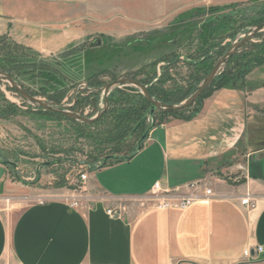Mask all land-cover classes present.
Returning <instances> with one entry per match:
<instances>
[{
  "label": "crops",
  "instance_id": "crops-1",
  "mask_svg": "<svg viewBox=\"0 0 264 264\" xmlns=\"http://www.w3.org/2000/svg\"><path fill=\"white\" fill-rule=\"evenodd\" d=\"M92 5L0 0V37L55 57L118 22L93 14ZM167 5L169 12L150 14L149 22H164ZM257 106H264V83L251 93L215 91L194 119L156 125L133 158L91 172L76 209L72 189L25 196L27 188L0 164V264H264L244 258L249 247L264 246V113ZM196 181L213 195L199 190L189 209L148 202L158 182L185 194ZM246 198L254 209L242 204ZM111 209L121 215L110 216Z\"/></svg>",
  "mask_w": 264,
  "mask_h": 264
},
{
  "label": "rangeland",
  "instance_id": "rangeland-1",
  "mask_svg": "<svg viewBox=\"0 0 264 264\" xmlns=\"http://www.w3.org/2000/svg\"><path fill=\"white\" fill-rule=\"evenodd\" d=\"M169 2H171L169 17L162 23L149 22L150 14H163L164 11L167 13ZM230 5H236V9L224 12H235L232 20L234 24L230 25L228 21L217 23V38L207 39L206 24L215 16L207 10L212 7ZM262 6H264V0H248L230 4H213L212 0H93V14L100 12L118 22L109 26L106 35L93 34L69 48L71 50L83 47L82 51L68 56L66 60L65 71L70 77L62 82L65 92L59 98L60 102L52 100L58 96V92L52 89L56 87V84L52 85L50 82L48 85L45 84L47 77L52 75L51 69L36 66V64L32 67V64L27 63L32 62L33 59L27 57L28 53L20 49L13 50L11 44H9V49L6 48L10 42L5 45L0 44V72L10 75L33 97L52 105L71 108L79 115L88 118H94L104 110L106 86L121 79L147 81V85H144L147 89L153 87L161 91V94L170 93L172 98V101L167 103L152 96L155 100L163 105L177 106L191 97L236 42L242 41L256 26L264 24H256L253 21L258 17L257 12ZM201 10L205 13L200 14ZM223 13H218V15ZM233 29L235 36L231 35ZM206 40L208 44L218 42L220 46L227 47V49L223 55L214 57L213 68L207 75H204L198 71L196 66L189 65V60L193 56L202 54L199 51L200 48L207 49ZM98 42L100 46L92 47L93 43ZM249 43L247 48H241L238 52L257 54L258 51L256 53L255 49H259V51L263 50L261 57H264V48H261L264 45V31ZM63 53L46 59H59ZM171 53L175 54L172 60L176 62L169 68L164 61L156 67L144 68ZM101 68H107L108 73L100 75L103 84L94 87L100 93L97 98H94L87 92L89 85L86 79L94 72L103 70ZM231 68L236 71L238 65L234 63ZM143 69L142 74L133 78V73H139ZM61 77L60 74L59 78ZM244 79L245 85L240 91L251 93L258 90L264 83V61L252 68ZM214 81L191 107L181 111L182 117L193 114L203 97L219 86V84H214ZM127 88L131 87L120 88L123 90V94H120L121 99H118L119 95H116L112 104L109 102V109L112 105L114 110H119L120 107L126 106L125 100L136 102L139 93ZM257 109L264 113V106H257ZM39 110L38 107L25 101L6 80L0 79V162L11 163L8 167L6 166L7 170L13 181L27 188L25 196H33L35 192L41 194L42 192L38 189L44 193L51 192L57 180V174L66 173L70 179V185L74 186L80 174L90 175L88 162L92 161L91 154L97 155L100 160L97 166L108 154L117 156L129 154V148L119 152L120 146H116L115 141L96 139L100 133L111 126L112 123L107 122L109 119L100 126L85 128V132L92 133L91 138H86L81 137L83 136L80 134L81 130L71 122L40 113ZM149 114L150 111L145 116H148L149 120L137 132L135 146L152 125ZM174 114L163 116L161 112H156V125L173 118L181 119L180 115ZM109 121L112 122L111 117ZM1 172L3 171L0 170ZM228 177L233 182L235 181V174H230ZM242 178L243 175L238 180ZM18 207L14 206V208Z\"/></svg>",
  "mask_w": 264,
  "mask_h": 264
},
{
  "label": "trees",
  "instance_id": "trees-1",
  "mask_svg": "<svg viewBox=\"0 0 264 264\" xmlns=\"http://www.w3.org/2000/svg\"><path fill=\"white\" fill-rule=\"evenodd\" d=\"M235 9H236V5H230L227 7H212L209 10H207L208 13L215 15L206 24V26H207V32H206L207 39H210L212 37L217 38L216 37V36H218L216 33V28H217L216 24L217 23H219L221 21H228V24H230V25L234 24V22H232V20L234 19L235 12L226 13L224 11H227V10L234 11ZM259 9H261V10H259V12H257L259 14L258 17L253 20L254 23H256V24L264 23V6H262V8H259ZM202 13H205V11L203 12L201 10L200 14H202ZM218 13H223V14L218 15ZM186 17L188 18V15ZM231 35L235 36L234 29H233ZM216 41H217V39H216ZM7 42H10V43L7 44ZM1 43H3V45L7 44L6 45L7 49H9V44H11L13 46V50L20 49V50L25 51V53H28V54H26L27 57L33 58V59L31 60L32 62H27V63L32 64V67H34L33 64H36V66L51 69L52 75H49L47 77L45 84L46 85H48L50 83L52 85L56 84V87L55 88L52 87V89H54L58 92V94H57L58 96L56 99H52V100H54L55 102L56 101L60 102L59 98L62 97L64 95L63 92H65L64 91L65 87L62 85V82H63V80L69 79V77H70V75H68L65 71L66 60L68 59V56L73 55L79 51H82L83 47L73 48L71 50H67L61 55V57L59 59L54 58L53 60H49V59L43 58L39 53L35 52L33 49L28 48L26 46H23V45L15 42V41H13L9 36H1L0 37V44ZM206 43H207V40H206ZM206 45H208L207 49L206 48H200L199 51L202 53L200 56H193L189 60V65L196 66V68H198V71L202 72L204 75H207L209 73V71L213 68L212 61H213L214 57H216L218 55L219 56L223 55V53L227 49V47L220 46V44L218 42L216 44H208L207 43ZM249 45H250V43H247L246 45H244L242 47V49L247 48ZM98 46H100L99 42L96 43L95 45L92 44V47H98ZM261 48L263 49L264 45ZM255 50H256V53L258 51L257 54H254L251 52H244V53L242 52L243 54H241V52H237L230 59L228 65L224 69L223 73L214 81V84H219V86L217 88H215L213 91H211L209 94L204 96L203 100L210 97L215 91L222 89V88H231V89H237V90L243 89L244 85H245V79H244L245 75L252 68H254L255 66H257L258 64H260L264 61V57H261V53L263 52V50H260V51H259V49H255ZM29 54H31L32 56ZM23 56H25V55H23ZM173 57H175V54H172V53L164 55L159 61H156V62H154V63H152V64H150L144 68L156 67L157 64H159L162 61L166 62L167 67L169 68L170 66H172L176 62V61L172 60ZM26 61H28V60H26ZM234 63L238 65V69L236 71H234V68H231V65H233ZM101 69H103V70H98V71L94 72L92 75H90L86 79L87 80L86 82L89 85L87 92L89 93V95H91V97H94V98H97V95L100 94L99 91L96 90V88H94V87L95 86H101L103 84L100 80V75L104 74V73L105 74L108 73L107 68H101ZM143 71H144V69L141 70L139 73H133L132 74L133 78H136L138 76V74H142ZM60 74L62 75L61 78H59ZM140 82L143 85H147V81L140 80ZM127 89L132 90V91H137L139 93V94H137L138 99L136 98V102H131V101L125 100L126 101L125 105L127 107L122 106L119 108V110H114L112 108V105H111L110 109L108 108L107 112H105L100 119H98L96 122H94L92 124L81 123V122H78V121L73 120L71 118H68L62 114L48 112V111H45L44 109H40L39 111H40V113H44V114L49 115L51 117H60L62 119H65V120L71 122L74 126L78 127L81 130L80 134H83V136H81V135L80 136L86 137V138H91L92 133L88 132V131L85 132L84 131L85 128L100 126L106 120H108V119L110 120V117L112 118V122L109 120L107 121L108 124L112 123L111 126L108 127L106 129V131L100 133V135H98V137L96 139L100 140V141L101 140H107L110 142L115 141L116 146L117 145L120 146L119 152L120 151L122 152L123 149H125V148H129L128 149L129 154H124L123 156H117L116 154H108V155L103 157L102 162H101V164H99V166L96 165L100 161L97 158V155L91 154L90 157L92 158V161L88 162V166L90 167L91 172H93V171H96L100 168L106 167V166L111 165V164L119 163L122 161H127L138 152V147H139L138 144H139V141L141 138L138 140V144H136V146L134 145V141L136 140V136L138 134L137 132L146 123L143 124L136 132L134 131V129L137 126V124L147 115V113L150 111L152 105L144 97V95H142L140 93V91L138 89L133 88V87L127 88ZM43 91H46V89H43ZM148 91L151 94V96L155 97L158 100H162V101L167 102V103L172 101L170 93L164 92L161 94V91H159L158 89L155 90L153 87L152 88L148 87ZM120 94H123V90H121L120 88H117L114 91H112L111 94L109 95L110 104H112V101L116 97V95H119V96H117V98L121 99ZM88 97H90V96H88ZM203 100H201V103L198 104L199 106L194 110L193 114H190V116L182 117L181 112L175 113L174 115H180L179 118H181L182 120H185V121H189V120L194 119L201 112ZM167 114L169 115L170 113H162L163 116L167 115ZM160 124L161 123H158L157 125H160ZM133 125H135V126H133ZM133 147H135L134 150H133ZM9 165H11V164H9ZM9 165H7V167ZM73 165H75L74 161H73ZM56 176H57V180L53 184V186H52L53 188L75 189L74 186L70 185V181H69L70 179L68 178L66 173L65 174H57ZM226 180L229 183H235L229 177H226ZM241 182H243V181L241 180Z\"/></svg>",
  "mask_w": 264,
  "mask_h": 264
},
{
  "label": "water",
  "instance_id": "water-1",
  "mask_svg": "<svg viewBox=\"0 0 264 264\" xmlns=\"http://www.w3.org/2000/svg\"><path fill=\"white\" fill-rule=\"evenodd\" d=\"M264 31V24H260L253 28L250 33L240 42H236L230 50L226 53L224 57H222L217 65L214 67V69L211 71V73L205 78V80L202 82V84L198 87V89L191 95V97L184 103L177 105V106H169V105H163L157 100H155L151 94L149 93L148 89L139 81L134 79H121L114 81L110 84H108L105 88V107L104 110L101 111L96 117L94 118H88L79 115L77 112L73 111L71 108L63 107V106H57L52 105L50 103H46L42 100H39L32 95H30L26 90L23 89V87L17 83L10 75L5 74L3 72H0V79L6 80L14 90H16L21 97L27 101L29 104L38 107L39 109H44L45 111L62 114L68 118H71L73 120H76L81 123L86 124H92L96 122L98 119H100L105 112H107L109 108V95L112 91H114L117 88L130 86L138 89L144 97L151 103V109H150V118L152 119V125L145 131L143 136L141 137L139 141V147L138 151H140L143 147V144H145L150 132L153 130V128L156 126V112L161 113H179L181 111H184L191 107L201 96L202 94L207 90V88L212 84L214 79L225 69L227 64L229 63L230 59L238 52L239 49H241L244 45L252 41L259 33ZM95 45V43H93ZM149 120V117H145L142 121H140L137 126L135 127L134 131L136 132L143 124H145ZM133 158V157H131ZM130 158V159H131ZM1 165L7 166L11 164L10 162H0Z\"/></svg>",
  "mask_w": 264,
  "mask_h": 264
},
{
  "label": "built area",
  "instance_id": "built-area-1",
  "mask_svg": "<svg viewBox=\"0 0 264 264\" xmlns=\"http://www.w3.org/2000/svg\"><path fill=\"white\" fill-rule=\"evenodd\" d=\"M89 175L82 173L79 175L75 189H72L74 194L69 197V205L71 208H78L80 206V201L83 198L82 193L85 191V187L89 180ZM188 193L181 194L177 189L163 188V186L158 182L154 186L152 194L148 197V202L152 203L155 207L161 209H180L186 210L192 207L197 201V192L199 190L204 191L206 196L213 195V190L208 188L207 185L202 181H196L186 185ZM194 192V193H191ZM242 204L247 208L254 209L256 204L250 199L246 198L242 201ZM110 216L116 217L120 216L121 212L117 210H108ZM244 258L247 262L257 261L259 259H264V246L255 245L249 247L244 251Z\"/></svg>",
  "mask_w": 264,
  "mask_h": 264
}]
</instances>
